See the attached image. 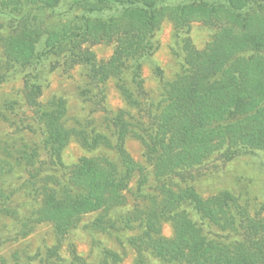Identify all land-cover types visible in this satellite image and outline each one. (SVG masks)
I'll list each match as a JSON object with an SVG mask.
<instances>
[{"label":"trees","instance_id":"trees-1","mask_svg":"<svg viewBox=\"0 0 264 264\" xmlns=\"http://www.w3.org/2000/svg\"><path fill=\"white\" fill-rule=\"evenodd\" d=\"M61 2L0 0V19L15 24L13 31L1 38L5 61L38 67L45 56L71 50L93 67L98 82L117 78L127 104L138 109L143 108L139 99L144 90L142 66L157 50L155 34L164 21L169 19L177 32H186L185 37L196 21L223 24L203 51L190 41L183 43L182 72L166 85L165 101L158 106L152 128L140 127L144 133L137 134L157 178L201 166L220 152L228 159L264 152V0H72L73 9H80L78 17L65 24L45 23L43 17L54 13ZM104 41L115 46L110 60L101 64L90 51L81 49L85 43ZM127 72L132 88L124 81ZM34 88L29 97L38 106L35 100L42 87L33 83L31 90ZM38 114L45 142L61 163L62 153L74 137L66 122L67 104L53 98L38 107ZM126 114L119 112L114 121L117 163L82 158L70 168L65 184L44 190L37 221L54 224L59 239L68 235L82 216L119 207L125 201L131 179L141 170L126 150L132 126ZM81 138L89 149L112 145L102 134L81 133ZM4 183L0 180V194ZM34 190L30 188L31 194ZM6 207L14 208L9 199ZM189 210L223 230H228L230 222L235 230L242 224L247 237L232 244L212 240ZM242 211L236 196L227 191L204 199L191 188L175 191L162 186L160 199L141 219L143 245L135 264H147L146 251L167 264H264V219L253 220ZM168 218L174 221L173 239L162 235V224ZM118 258L106 253L102 264L118 263ZM74 262L88 264L78 256Z\"/></svg>","mask_w":264,"mask_h":264},{"label":"rangeland","instance_id":"rangeland-1","mask_svg":"<svg viewBox=\"0 0 264 264\" xmlns=\"http://www.w3.org/2000/svg\"><path fill=\"white\" fill-rule=\"evenodd\" d=\"M79 15L80 9H73L72 0H62L58 9L46 14L43 20L47 24H65ZM14 25L9 19H0V42L13 31ZM222 27V23L196 21L185 37L186 32H177L169 19L163 22L155 34L157 50L142 66L141 109L127 104L117 78L98 82L93 67L81 62L71 50L45 56L38 67H19L5 61L0 44V180L5 182L0 194V264H75L76 256L88 264H102L109 252L119 257L118 263L113 260L111 264H135L139 246L143 245L141 219L160 199L162 186L175 191L191 188L204 199L227 191L236 196L246 216L264 219V152L241 154L233 159L220 152L201 166L180 169L159 179L147 158L146 146L137 136L144 133L140 127L152 128L158 106L165 101L166 85L183 70V43L190 41L203 51ZM114 46L104 41L85 43L81 49L90 51L101 64L110 60ZM43 47L41 43L39 49ZM130 80L127 72L124 81L132 88ZM33 83L42 87L35 100L38 106L29 97L35 92V88L31 90ZM53 98L66 102L67 126L74 130L61 163L45 142L38 114V107L46 106ZM121 111L127 113L132 125L126 150L141 170L131 179L122 205L82 216L76 227L59 239L54 224L37 221L44 190L65 184L70 168L82 158L119 161L114 121ZM81 133L105 135L112 145L89 149L84 146ZM30 188L35 189V194H31ZM8 199L13 209L6 207ZM189 213L212 240L232 244L247 237L242 224H237L235 230L232 222L223 221L229 227L223 230L196 211ZM162 235L167 239L175 237L172 219L163 222ZM145 256L147 264H167L149 251Z\"/></svg>","mask_w":264,"mask_h":264}]
</instances>
